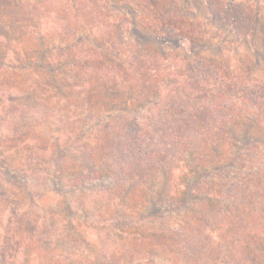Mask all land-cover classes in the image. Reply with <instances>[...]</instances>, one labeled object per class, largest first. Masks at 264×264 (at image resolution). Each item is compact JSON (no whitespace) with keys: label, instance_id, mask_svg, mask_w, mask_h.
Wrapping results in <instances>:
<instances>
[{"label":"trees","instance_id":"trees-1","mask_svg":"<svg viewBox=\"0 0 264 264\" xmlns=\"http://www.w3.org/2000/svg\"><path fill=\"white\" fill-rule=\"evenodd\" d=\"M37 2L41 7L34 11L37 47L31 52L33 59L22 56L18 62L25 75L29 68L39 71L35 77H27L30 86L16 92L12 89L15 93L9 91L8 98L12 99L8 102L20 114L18 121L30 123L41 134H47L57 121L70 128L75 123L77 128L76 133L65 136V141L57 137L55 147L48 144L54 138L40 135L42 148L34 157H23L29 161L21 163L19 178L11 162L3 161L8 184L14 180V186L24 182L29 188L33 179L47 191L56 194L68 189L74 197L107 188L96 187V182L123 188L121 203L111 201L113 223L106 224L111 226L110 234L101 224L96 225L98 237L106 235L113 240V247H98L103 248L102 261L99 254L89 255L87 250V264H140L143 253L131 251V243H136L138 234L143 241V236L152 240L145 231L158 235L155 240H160L158 244L169 252L165 264H264V238L258 240V229L249 236L246 229L244 236L231 229L229 233L233 235L228 240L223 231L226 225L219 222L223 216L211 217L210 223L199 208L202 202L212 207L220 198H227L221 197L229 194L227 188L236 198H243L245 193L255 195L251 191L254 185L257 191H264V158L248 162L253 156L252 148L258 158L264 153V141L256 142L258 139L250 133L254 128L264 133V78L252 79L250 88L244 84L242 89L241 75L196 59L187 72L190 83L180 84L179 66L154 47L146 46L145 50L130 41L133 22L115 13L114 0ZM206 3L211 17L225 23L236 35L246 37L251 33L253 16L243 4L220 0ZM28 27L23 22L20 29ZM192 82L195 83L191 85ZM37 84L41 88H34ZM109 98L122 99V106L103 107L102 101ZM244 104L248 107L243 108ZM35 106L38 113L29 112ZM149 114H159V123L153 130L146 124ZM13 123L15 139L22 137L18 138L19 149L30 140L27 135L32 130ZM167 133L172 138L169 144L157 149L149 135ZM198 138L202 144L200 153L198 148H192ZM168 145L172 148L167 149ZM115 169L120 183L112 175ZM222 181L226 189H222ZM94 186L96 189H92ZM262 194L253 204L247 201L253 206L249 205L250 211L256 209L260 217L264 216ZM135 197L141 198L140 202ZM75 204H64L66 217H62L61 232L53 239L50 215L44 213L37 219L27 214L9 217L0 248L3 262L15 264L19 251L18 264H52L55 254L51 252L48 258L42 252L48 251L52 241L54 245L58 243L59 237L64 240L69 236L68 242L73 238L76 245L90 247L91 241L76 233L82 225L72 217L79 213ZM170 218L178 222L176 227ZM138 224L141 229L129 231ZM27 247H33V251H26ZM206 250L211 251V256L204 255ZM80 252L84 253L82 248ZM68 257L69 264L81 263L71 253Z\"/></svg>","mask_w":264,"mask_h":264},{"label":"rangeland","instance_id":"rangeland-1","mask_svg":"<svg viewBox=\"0 0 264 264\" xmlns=\"http://www.w3.org/2000/svg\"><path fill=\"white\" fill-rule=\"evenodd\" d=\"M32 1L33 0H0V248L5 238L4 228L7 225L9 217L18 214L20 216H22V214H27L37 219L44 213L48 215V217L50 215L52 221L51 237L53 239L61 232L63 226L61 225L62 217H66L63 208L64 204L76 202L74 207L79 209L78 212L81 214L76 213L72 217L76 220L78 219L77 221L82 225L80 226V230H77L76 233L77 235H82V237L89 239L91 241L90 247L85 246L83 243L76 245L73 238L68 242L69 236L64 240L62 237H59L57 238L58 243L54 245L52 241L51 246L48 247V251L42 252V255L49 258L51 252L54 253L55 256H53L52 264H69L71 259L68 255H70V253L73 257L79 258L80 264H87L88 256L96 254H99L100 261H102L103 256L100 251L103 248L98 247L102 244H106L110 249V247H113V244H110L113 243V240L106 237V235L103 239H101V237L99 238L96 225L101 224L107 231L105 233L110 234L111 226H107L106 224L113 223L114 216H111L112 214L110 211L112 208L111 201L117 204L121 203L122 196H125L123 188L113 183L105 185L96 182V187L107 186V188H105L107 190L101 188L102 190L100 192L94 190V192H86L88 194L76 195L75 197L73 196L74 192L68 189H66L64 193L57 191L55 194L49 190L47 191V187L42 186L33 179L32 181L30 180L32 186L30 185L29 188L24 182L14 186V180L11 181V184H8L6 169H3L1 166L3 161L9 160L15 170L14 175L19 178L18 173L21 169L20 165L27 160L23 157H34L40 152L39 147L42 148L39 142L40 135L44 136V139L48 137L49 139L54 138L53 141H48L49 139L47 141L49 142L48 144L55 147L54 141L57 137L60 142L65 141V136L72 132L76 133L77 128L75 123H73L70 128L69 126L65 127L57 121L48 133L45 132L47 134H41V130L38 131L37 128L32 127L30 123H21L18 121L17 114L19 113L15 111V108L8 102L9 99H12V97L8 98L9 91L15 93L18 90H22L24 86H30V79L27 77H35L37 75L36 73L39 71L38 68L37 70L29 68L30 70L26 71L27 74L25 75V72L20 69V63L18 62L19 58L22 56L32 58L31 52L34 47H37L38 43L34 32V11L36 7H38V9L41 7L38 6L37 0ZM220 1L239 2L247 8V11L253 16L254 21L253 28L248 36L240 37L233 33L230 27L225 23L214 20L209 14L206 0H114L117 6L115 13L126 16L129 19L131 18L130 21L133 22L131 23L133 28L128 34L130 41L143 47L145 50L147 49L146 46L154 47V50L166 55L165 57L168 58L166 59L169 60V62L179 66V70L182 73V76H179L180 84L190 83L187 72L191 64H193L196 59H203L208 64L213 65V63H216L215 65L218 67H223L228 71L241 75L243 77H240L242 79L241 83L243 82L242 89L244 88V84L246 87L250 88V80L256 78L260 80L264 78V0ZM37 11V14L41 12L38 13ZM23 22L27 23L29 26L28 29H20ZM48 27L49 26L46 24V29ZM120 47L122 48L123 46L121 45ZM24 51H26L27 54ZM127 51L128 50H126L125 53L131 55V53ZM157 65L160 67V63ZM30 71H32L31 75L28 73ZM195 80L201 81L198 79ZM194 83L195 82H192L191 85ZM34 88L39 89L41 87L37 84L34 85ZM12 89H15V92ZM230 93H233V91ZM125 95L129 94L125 93ZM234 97H236L235 93ZM102 102L104 103L103 107L108 105H110L108 108L122 106V99L112 100L109 98ZM17 106H20V104H17ZM60 107L62 108L63 106L60 105ZM242 107L247 108L248 104H244ZM134 109L136 108L134 107ZM29 112L38 113V109L35 106ZM138 112L137 110L136 113L138 114ZM158 115L159 114L150 115L151 117L146 120V124L150 125L148 126L150 130H153L158 125L159 117L156 118ZM202 117L204 118V115H202ZM13 121L17 122V127L26 126L32 130V133L27 135V137H31L30 140L21 144L19 149L17 148L19 142L18 138L21 139L22 137H17V139H15L13 130L16 129V126ZM57 130H60L58 134L56 133ZM250 133H254V137L258 139L256 142L264 141V133H260L259 130L254 128ZM149 137L153 139V143L158 147L157 149L166 146L169 144L167 142L168 139H172L168 133L165 135L152 134L149 135ZM211 137L210 131L209 139H211ZM34 139H38V142H34ZM72 141L73 140H71V142ZM196 141L197 142L194 143L192 148H198V153H200V145L202 147L200 138H198V140L196 139ZM36 143L38 147H35ZM261 147L263 148V144L260 143L258 147L259 152H261ZM169 148H172V146L168 145L167 149ZM252 149L253 156L248 158V162L257 163L263 160L264 153H261L258 158L255 156L257 154L256 150L254 148ZM78 161L79 163L81 162V157ZM244 171H246V169H244ZM176 174L179 173L177 172ZM112 175L117 177V182L119 181L120 183V176L116 172V169L112 171ZM224 184H226V182L222 181V189H226ZM96 187L94 186L92 189H96ZM227 189L229 194H221L222 198L224 196L227 198L224 197L225 199L222 200H220V198L214 206L210 207L208 203L202 202V206H199V208L204 211V218H207L211 223V217L216 219L223 216L220 218L219 222H223L226 225L223 231L224 233L226 232V239L228 240L231 239L233 232H239L238 234H240V236H244L245 229L248 236L249 234L254 235L256 229H258L257 238L258 240H262L261 238H264V216H258L259 214L256 209L250 211L248 208L250 204L247 203V201L249 202L250 200V203L253 204V201H255L254 199L259 197V195H263L262 193L264 191H257V185H254L251 191H254L255 195H251L252 193H245L243 198H236L231 197L230 188ZM103 194H105L106 197H103ZM263 197L264 196H261L260 199H264ZM135 199H137V201L139 200V202L141 200L139 197H135ZM250 207L253 206L250 205ZM253 214H256L257 217L253 218ZM99 215L102 220L101 218H96ZM131 215H134L133 212ZM169 220H171L169 222H171L173 226H177L178 222H176V220L174 222L173 218ZM181 220V222H183V219ZM23 223H25V221ZM140 225L141 224H138L136 227H131L129 231L141 229ZM231 229L232 233L230 234L229 232ZM62 234H65V232L63 231ZM67 234H69V232H66V235ZM144 234L151 235L150 237L152 240L149 241L147 237L143 236L144 239H146L143 241L138 234L139 239L137 238L138 240L136 243L135 241L134 245L131 243L133 247L131 251H140L143 253L144 259L141 262L139 261V263L165 264V259L169 252L163 250L162 246L158 244L160 240H155L158 238V235L153 236L148 231H145ZM121 235H125V233L121 232ZM190 239H192V237H190ZM114 245H116V243H114ZM79 247L83 249L84 253L80 252ZM235 247L238 249L240 245H235ZM25 250L33 251V247H27ZM87 250V253H90L89 255L85 254ZM18 253L19 251L15 254V264H18L20 260ZM207 254L211 256V251L206 250L204 255ZM133 262H135V259H133ZM0 264H5L1 258Z\"/></svg>","mask_w":264,"mask_h":264}]
</instances>
